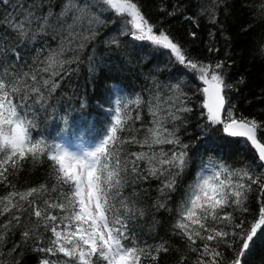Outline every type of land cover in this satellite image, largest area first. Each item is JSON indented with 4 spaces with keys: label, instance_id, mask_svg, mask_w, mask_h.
I'll list each match as a JSON object with an SVG mask.
<instances>
[{
    "label": "snow or ice",
    "instance_id": "1",
    "mask_svg": "<svg viewBox=\"0 0 264 264\" xmlns=\"http://www.w3.org/2000/svg\"><path fill=\"white\" fill-rule=\"evenodd\" d=\"M260 7L264 19V4ZM106 13L120 18L121 35L167 50L175 63L198 73L204 85L202 107L207 110L209 124L222 126L229 137L246 138L264 166V140L257 136L264 125L234 116V105L226 95L230 86L220 71L224 64L193 59L166 29L150 21L139 0H0V185L15 189L10 177L23 170L26 163L44 161L50 162L54 181L0 196V217H6L0 220V244L16 229L27 242L42 226L52 237L49 246L35 249L46 254L40 264H159L160 254L170 251L167 241L156 245L138 241L137 222L145 217L146 209L140 205L135 185L150 178L161 181L158 192L164 199L154 206L159 210L165 208L164 201L176 191L177 179L189 167L188 145L181 142L175 128L166 127L168 121H179L181 114L191 111L179 83L172 86L175 95L168 100L161 102L160 95L154 93L148 101L152 120L142 139L137 135L144 127H137L142 120L139 109L145 102L141 97L130 101L135 109L130 110L125 103L106 113L102 134H98L91 150L74 153L49 143L39 133L33 135L39 127L40 113L52 108L60 92L66 91L62 85L71 83L86 62L89 75L96 74L94 55L90 51L85 57L84 53L99 25L115 23ZM175 14V9L168 13ZM209 18L216 23L215 14ZM38 39L40 46L34 47ZM108 43L119 46L120 42L113 37ZM32 52L35 55L29 59ZM116 91L109 88L108 98ZM164 144L173 148L169 152L152 151L154 146ZM125 145L141 150L128 151ZM253 184L264 193L261 176L254 177L250 169L220 164L190 185L172 227L188 250L196 253L193 264H247L257 243L264 239V201L250 222L225 210L247 212L246 193ZM127 188L132 191L126 192ZM24 213H28L34 228L25 224ZM197 240L204 243L195 246ZM222 244L231 251L230 257L220 249ZM18 247L14 244L10 251L15 253ZM53 256L57 258L51 259ZM186 259L182 256L180 264ZM13 264L20 262L14 260Z\"/></svg>",
    "mask_w": 264,
    "mask_h": 264
},
{
    "label": "trees",
    "instance_id": "2",
    "mask_svg": "<svg viewBox=\"0 0 264 264\" xmlns=\"http://www.w3.org/2000/svg\"><path fill=\"white\" fill-rule=\"evenodd\" d=\"M139 2L150 21L166 29L193 59L209 64L222 62L224 67L220 71L224 74L225 83L230 86L226 89V95L229 102L234 105V116L255 119L264 125V19L260 16V6L264 4V0H139ZM174 9L176 14L168 15ZM211 14L217 17L216 23L209 18ZM105 15L115 19V23L99 25L95 38L89 42L84 53L85 57L90 51L94 55L96 74L89 75L86 71V62L81 71L72 77L71 83L62 85L66 91L60 92L52 108L46 113H40L39 127L34 130L33 135L39 133L49 143H57L60 137L67 136L83 137L88 142L96 144L98 134H102L106 113L125 103L129 104L130 110L135 109V105L130 104V101L141 97L145 102L139 109L142 120L137 122V127L141 124L144 127L137 135L142 139L145 129L151 126L152 120L148 111V101L152 99L154 93L160 95L161 102L168 100L175 95L172 86L179 83V91L184 94L186 106L191 108V111L181 114L182 119L179 121H168L166 127L170 130L175 128L181 142L188 145L190 164L184 174L177 179L176 191L169 193L164 201L165 208L157 210L154 207L157 201L164 199L158 192L160 180L150 178L135 185L140 205L146 209L145 217L137 222L136 234L141 244L146 242L156 245L167 241L170 251L160 254L159 264H180L182 256H187L184 264H193L196 253L188 250L186 242L174 233L172 227L178 219L180 206L190 185L196 182L199 175H210L220 164L231 169H250L254 177L261 176L264 180V166L258 161V153L251 147L250 142L241 137H229L222 131V126L209 124L207 111L202 107L203 83L199 80L198 73L175 63L169 58L167 50L155 48L147 41H134L130 36L121 35L120 18L114 17L112 13ZM193 32L195 36L192 35ZM113 37L119 40V46L108 43ZM47 39L55 47V41L50 36ZM40 43L38 39L34 47H39ZM34 55L35 52L30 53L29 59ZM109 88L118 89L110 99ZM105 100H108V103H105ZM93 124L96 126L93 127ZM257 136L264 140V131L258 130ZM125 148L128 151L141 150L136 145H125ZM172 148L173 146L168 144L156 145L152 151L169 152ZM209 148L215 150L209 151ZM49 165L48 161L35 165L26 163L23 170L10 177L16 186L15 189L0 185V196L13 190L23 192L32 187H39L42 183L51 185L54 181ZM144 167L145 164L142 162L141 168ZM131 191V188L126 189V192ZM246 196L247 212L241 213L236 208H228L225 211L232 212L237 219L243 217L250 222L253 215L258 212L260 202L264 201V193L261 192L259 185L253 184ZM42 199L43 196L37 197L38 201ZM3 219L6 217H0V220ZM23 220L28 227H35L29 221L28 213H24ZM209 223H212L211 220ZM218 226L229 230L224 224ZM51 237V232L42 226L37 235L27 242L21 238L20 229L8 232L5 242L0 244V261L4 264H13L14 260H18L20 264H40L46 254L35 249L38 246H49ZM203 243L197 240L195 246ZM14 244L19 245L15 253L10 251ZM220 249L224 251L226 257L232 255L223 244ZM144 264H147V261ZM247 264H264V239L257 243L255 250L248 257Z\"/></svg>",
    "mask_w": 264,
    "mask_h": 264
},
{
    "label": "rangeland",
    "instance_id": "3",
    "mask_svg": "<svg viewBox=\"0 0 264 264\" xmlns=\"http://www.w3.org/2000/svg\"><path fill=\"white\" fill-rule=\"evenodd\" d=\"M203 87H204V85H203ZM204 99H205V97H204ZM56 144H60L61 146L66 148L68 151H71L74 153H80L82 151L91 150L96 145V144H92V143L88 142L83 137H81V138H75V137L69 138L67 136L60 137L59 141H57Z\"/></svg>",
    "mask_w": 264,
    "mask_h": 264
},
{
    "label": "water",
    "instance_id": "4",
    "mask_svg": "<svg viewBox=\"0 0 264 264\" xmlns=\"http://www.w3.org/2000/svg\"><path fill=\"white\" fill-rule=\"evenodd\" d=\"M241 138H244V137H241ZM244 139H246V138H244Z\"/></svg>",
    "mask_w": 264,
    "mask_h": 264
}]
</instances>
